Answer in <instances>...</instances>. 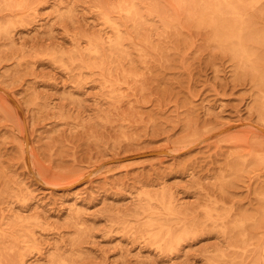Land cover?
Wrapping results in <instances>:
<instances>
[{"label":"rangeland","instance_id":"rangeland-1","mask_svg":"<svg viewBox=\"0 0 264 264\" xmlns=\"http://www.w3.org/2000/svg\"><path fill=\"white\" fill-rule=\"evenodd\" d=\"M263 5L246 59L198 0H0V264H262Z\"/></svg>","mask_w":264,"mask_h":264},{"label":"bare ground","instance_id":"bare-ground-1","mask_svg":"<svg viewBox=\"0 0 264 264\" xmlns=\"http://www.w3.org/2000/svg\"><path fill=\"white\" fill-rule=\"evenodd\" d=\"M249 1L253 0H198V13L207 15L208 18L206 23L214 29L215 39L228 46L235 53L241 54L242 57L246 59L249 58L251 54H248L244 41L246 36L253 33L255 26L252 22L253 20H250V18L246 16V9L249 6ZM254 2L255 4H260L263 3L264 0H254ZM136 8V4L130 2L123 10L129 15H135L137 13ZM261 10L264 12V5ZM108 22L113 27V31L116 35V38L111 39L109 42L118 47L121 43V30L112 19H108ZM100 44H103V42L99 40L96 41L92 46L91 52L100 54ZM149 209L151 214H159L160 212L154 208L153 204L149 205ZM164 209H166V213L172 214V204L164 205ZM145 228L150 231L151 239L161 247L169 246L180 234V231H175L169 223L164 222L162 217H151ZM152 228L156 231H152ZM187 229L188 228L184 226L182 230L186 231ZM20 260H24L23 255ZM262 264H264V257L262 258Z\"/></svg>","mask_w":264,"mask_h":264}]
</instances>
